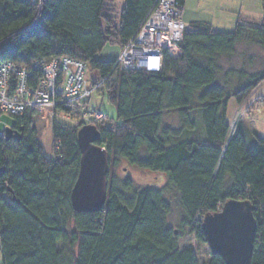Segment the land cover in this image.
Returning a JSON list of instances; mask_svg holds the SVG:
<instances>
[{
    "label": "trees",
    "instance_id": "trees-1",
    "mask_svg": "<svg viewBox=\"0 0 264 264\" xmlns=\"http://www.w3.org/2000/svg\"><path fill=\"white\" fill-rule=\"evenodd\" d=\"M156 2L123 0L118 12L112 0H0V61L16 67L62 58L84 63L99 73L100 81L90 86L105 95L122 124L109 127L103 118L94 125L96 144L109 157L106 201L99 213L81 214L72 210L70 192L87 102L56 107L78 119L65 127L56 122L60 116L52 118L50 158L32 126L35 113L14 118L22 139L0 137L1 264H198L190 249L179 250L181 234L167 225V190L176 192L182 234L187 230L201 243L205 214L218 212L227 200H248L256 221L251 264H264V136L254 120L261 109L255 114L246 107L231 132L227 122L228 102L243 105L264 82V72L231 91L216 80L218 59L233 56L238 46L264 51V18L237 24L231 33L191 23L162 52L158 72L122 71L117 58L95 59L108 43L120 52ZM165 112L178 116V128L164 125ZM120 161L164 176L165 187L135 189L130 180L109 181ZM208 264L224 262L210 253Z\"/></svg>",
    "mask_w": 264,
    "mask_h": 264
},
{
    "label": "rangeland",
    "instance_id": "rangeland-1",
    "mask_svg": "<svg viewBox=\"0 0 264 264\" xmlns=\"http://www.w3.org/2000/svg\"><path fill=\"white\" fill-rule=\"evenodd\" d=\"M112 1L119 12L123 5V0ZM183 9L181 20L187 29L190 23L195 22L208 25L213 31L222 33L233 32L237 24L246 22L259 24L264 18V10L262 9L260 0H184ZM118 53L119 46L108 43L102 51L96 55L95 59L99 62H113L117 58ZM217 63L219 65V73L216 78L217 84H225L227 90L231 91L238 85H245L247 80L249 81L252 77L264 72V51L257 45L243 44L236 48L233 56L221 57L218 59ZM84 79L87 83L85 87L91 89L90 84L98 83L100 81V75L87 66ZM260 100L263 101V104L260 103ZM79 101L81 104L87 102V107L81 111V119L84 113L89 115L97 111L101 115V121L105 118V123L109 125V127H111L110 124L116 126L122 125L121 122L116 119L115 108L108 103L104 94L93 92L89 99L86 98ZM254 101H256V103ZM245 108L247 110L251 108V111L254 113L256 109H261V114L255 117L254 120L257 134L259 136H264V82L252 92L249 99L243 105L237 106L233 99L229 101L227 122L229 123L230 132L235 129L237 122L246 111ZM63 116L65 117H57L56 122L65 127H73L74 121L78 119L76 116H71L69 119L68 115L64 112ZM51 120L52 116L49 114L38 112L35 114L32 122V126L37 132L38 144L46 158L51 157L53 149ZM14 122L15 119L13 117L1 115L0 133L3 132L6 127L12 126ZM163 123L174 129L178 128L180 125L178 116L174 112H165ZM245 140L247 144L251 141L248 135H245ZM112 179L118 183L130 180L135 189H163L166 185L164 176L154 175L133 167H127L123 161L117 162L116 165L111 168L109 181ZM164 198L169 202L171 207V213L167 218V225L175 232L178 231L179 234H181L178 244L179 250L190 249L194 253L198 264H208L210 261V251L207 244L196 241L194 236L188 233L187 230L183 234L180 230L179 219L181 213L176 192L167 190L164 193ZM1 263L2 258L0 253V264Z\"/></svg>",
    "mask_w": 264,
    "mask_h": 264
},
{
    "label": "built area",
    "instance_id": "built-area-1",
    "mask_svg": "<svg viewBox=\"0 0 264 264\" xmlns=\"http://www.w3.org/2000/svg\"><path fill=\"white\" fill-rule=\"evenodd\" d=\"M31 1L39 4L41 0ZM182 14L183 6L176 0H157L134 37L119 52L116 66L122 71L158 72L162 52L179 41L185 30ZM85 71L84 63L68 58L37 60L28 67L0 61V116L21 118L43 112L52 118L65 117L56 107H69L89 98L96 90V87H85ZM100 120L97 111L82 117L83 122L91 125Z\"/></svg>",
    "mask_w": 264,
    "mask_h": 264
},
{
    "label": "water",
    "instance_id": "water-1",
    "mask_svg": "<svg viewBox=\"0 0 264 264\" xmlns=\"http://www.w3.org/2000/svg\"><path fill=\"white\" fill-rule=\"evenodd\" d=\"M14 127L4 129L5 142L22 139L23 128L16 131ZM99 136L94 125H84L77 131L80 160L70 192V205L76 213H99L106 201L109 157L96 144ZM201 229L211 255L219 256L224 264H251L256 221L248 200H227L218 212L204 215Z\"/></svg>",
    "mask_w": 264,
    "mask_h": 264
},
{
    "label": "crops",
    "instance_id": "crops-1",
    "mask_svg": "<svg viewBox=\"0 0 264 264\" xmlns=\"http://www.w3.org/2000/svg\"><path fill=\"white\" fill-rule=\"evenodd\" d=\"M183 8H184V6H183ZM183 11H184V9H183ZM191 24V23H190ZM184 26H185V24H184ZM231 101V100H230ZM229 103V102H228ZM227 111H228V105H227ZM14 125H15V123H14Z\"/></svg>",
    "mask_w": 264,
    "mask_h": 264
},
{
    "label": "flooded vegetation",
    "instance_id": "flooded-vegetation-1",
    "mask_svg": "<svg viewBox=\"0 0 264 264\" xmlns=\"http://www.w3.org/2000/svg\"><path fill=\"white\" fill-rule=\"evenodd\" d=\"M16 125V124H15ZM14 130H16V126L14 127ZM17 131V130H16Z\"/></svg>",
    "mask_w": 264,
    "mask_h": 264
}]
</instances>
